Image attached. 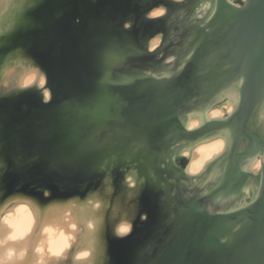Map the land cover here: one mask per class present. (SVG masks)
<instances>
[{
    "label": "water",
    "instance_id": "water-1",
    "mask_svg": "<svg viewBox=\"0 0 264 264\" xmlns=\"http://www.w3.org/2000/svg\"><path fill=\"white\" fill-rule=\"evenodd\" d=\"M125 4L42 0L34 8L50 35L26 53L46 73L51 98L37 86L12 96L2 190L43 204L100 190L93 264H140L132 236L150 215L142 190L154 168H189L195 146L223 137L224 150L201 172L170 175L198 198L168 223L173 234L153 264H264V0H198L185 58L164 62L159 75L140 68L147 49ZM229 101L232 112L208 115ZM141 209L143 221L134 220Z\"/></svg>",
    "mask_w": 264,
    "mask_h": 264
},
{
    "label": "bare ground",
    "instance_id": "bare-ground-1",
    "mask_svg": "<svg viewBox=\"0 0 264 264\" xmlns=\"http://www.w3.org/2000/svg\"><path fill=\"white\" fill-rule=\"evenodd\" d=\"M41 1L20 0V3H15L13 0H0V36L5 32L7 34L11 32L5 38L7 42L0 45V61L4 55L9 53L11 56L18 48L25 50L30 48L29 46L34 48L40 40L50 35L47 22L38 17V9L34 10ZM163 12V8L152 11L154 16ZM25 17L27 20L21 22L20 19L23 20ZM18 21L21 23L18 24ZM35 35L36 37H34ZM1 40L3 41V38ZM158 43L159 41L155 40L152 48L158 46ZM7 63L0 71L1 82L13 80L17 86H22L21 88L25 89L34 83H38L41 87L46 85V73H40L30 63L13 67L11 65V68L7 67ZM17 91H19L17 87L12 86L7 92L14 94ZM44 94L46 99L51 98L48 88L45 89ZM10 101L5 99L0 106V163H2L0 167H2V175L5 173V163L7 162L4 161L6 147L4 146L5 137L2 133V126L5 117L10 113ZM232 104L225 105L226 107L224 105L213 107L208 115L210 117L224 116L225 111L230 113L234 110V104ZM224 147L225 139L223 137H216L195 146L192 152H196L198 156L191 159L190 172L192 174L201 172L205 163L221 153ZM95 192L98 194H96L97 196L94 195ZM16 195L18 196L0 211V264H87L92 261L87 257L90 255L91 249L94 250L92 242L94 228H89L87 221L89 218L93 220L97 208L87 209L85 200L94 195L95 200L103 201V194L100 190L93 189L85 196L76 194L66 199L54 198L46 204L26 193H16ZM75 198H79L81 201L73 205L72 200ZM56 201L65 203L48 205L50 202ZM93 202L95 203V201ZM93 222L89 220L90 226L94 224ZM82 227H84V231H81ZM76 238H78L77 242ZM82 246L84 247L82 248ZM77 250L79 251L76 257L80 259L73 257ZM67 256L69 259L66 261Z\"/></svg>",
    "mask_w": 264,
    "mask_h": 264
},
{
    "label": "flooded vegetation",
    "instance_id": "flooded-vegetation-1",
    "mask_svg": "<svg viewBox=\"0 0 264 264\" xmlns=\"http://www.w3.org/2000/svg\"><path fill=\"white\" fill-rule=\"evenodd\" d=\"M124 2L127 3L125 8L129 6L128 10L134 14L133 18L136 20L132 30L135 31L137 43L147 49V54H142L139 59L143 63L140 67L143 72L159 75L165 72L163 63L168 58L178 62L185 58L193 31L198 24L193 19V8L196 7L198 0H124ZM158 8H163L165 12L154 16L152 11ZM154 18H163V20L152 22L151 19ZM157 33L162 34V39L158 46L151 48L149 38ZM150 52L152 54H149ZM150 67L154 70L153 72L146 69ZM182 171L192 173L187 168V162H180L174 166H157L153 170V177L148 178V187L142 190L144 204L147 206L146 210L149 209L150 215L146 219L147 223L134 225V229H137L132 236L142 244L144 255L140 264H153L158 255L156 246L160 244L163 237L169 238L173 234L168 223L173 219H181L180 213L198 198V195H195L196 192L188 193L189 188L185 186L182 189L177 181L170 177V175H181ZM160 190L163 196L161 200L159 199ZM245 192L248 194L249 188ZM235 199L236 197L231 198L232 201ZM206 206L212 212L209 202H206ZM139 211L134 220L143 221L141 218L143 211L142 209ZM176 211L179 213L176 214ZM162 223L165 225L161 226ZM145 244L147 247L144 250Z\"/></svg>",
    "mask_w": 264,
    "mask_h": 264
},
{
    "label": "rangeland",
    "instance_id": "rangeland-1",
    "mask_svg": "<svg viewBox=\"0 0 264 264\" xmlns=\"http://www.w3.org/2000/svg\"><path fill=\"white\" fill-rule=\"evenodd\" d=\"M15 3H20V0H13ZM164 12H165V10H164ZM21 20V22L23 21H26L27 20V18L25 17V18H23V20H22V18L20 19ZM20 21H18V24H20L21 23ZM127 25L128 26H130V22H128L127 23ZM14 27H16V25H14ZM13 29V28H12ZM11 29V30H12ZM11 32H9L8 34H7V32H5V33H3V34H1L2 36H0L1 38H0V45H3L5 42H7L6 41V36H8L9 34H10ZM3 38V41L1 40ZM161 39H162V37L161 36H154V37H152V38H150L149 39V43H151V48L153 47V43L155 42V40L156 41H159V43H160V41H161ZM159 43H158V45H159ZM30 48H33V46H29ZM172 59L173 58H168L167 59V61L166 62H169V61H172ZM1 63H0V71L2 70V68H3V66H4V64L5 63H7V67H10L11 65V67H13V66H15V65H24V64H26L27 62L28 63H30L31 65H33L32 67H34L35 69H37L38 71H40V73H44L43 71H41L40 70V67H39V63L37 62V61H35L34 59H32L31 57H29L28 55H27V53H26V50L25 49H22V48H18L17 50H15L14 52H13V54H11V56H10V54L9 53H7L6 55H4L3 56V58H1V61H0ZM10 67V68H11ZM12 83H16L15 81H13V80H5V81H3V82H1L0 81V106H1V103L2 102H4L5 101V99L6 100H11L12 99V96L13 95H16V94H18L19 93V91H17L16 93H14V94H8V92H9V89H11V87L12 86H16V87H18L17 86V84H12ZM4 84V85H3ZM47 84V83H46ZM9 86V87H8ZM41 87L40 85H38V83H34V84H32V85H30V86H28L27 87V89L28 88H32V87ZM22 87V86H21ZM41 88H43V87H41ZM45 89H47L46 87L45 88H43V91L45 92ZM8 91V92H7ZM7 92V93H6ZM23 91H21L19 94H21ZM6 93V94H5ZM8 96V97H7ZM9 96H10V98H9ZM229 104H232V102H226V103H223V105L225 106H227V105H229ZM233 105V104H232ZM225 106V107H226ZM209 114H210V112H209ZM4 161H7L6 159L4 160ZM191 161V160H190ZM1 164L2 163H0V166H1ZM5 166H6V169H7V162L5 163ZM6 169L4 170V172L6 171ZM1 176H2V167H0V180H1ZM247 190V189H246ZM97 193L95 192V194L94 195H96ZM94 195H91L87 200H85V206L87 207V209H92L93 207H95V208H99L100 206H101V204H102V200L100 199V200H95L94 199ZM98 195V194H97ZM96 195V196H97ZM18 195H16V194H12V195H8V194H6L3 190H2V188H1V184H0V211L12 200V199H14L15 197H17ZM79 201H81V199H79V198H75L74 200H72V204L73 205H76ZM93 201H95V203L93 202ZM70 202V201H69ZM63 203H65V202H61V201H56V202H50L48 205L49 206H54V205H57V204H63ZM47 206V205H46ZM83 208V207H82ZM89 220L90 221H92L93 222V220H92V218H89ZM89 220L87 221V226L89 227V228H94V224L92 225V226H90V224H89ZM94 223V222H93ZM81 231H84V227H82V229H81ZM78 241V238H76V242ZM84 246H82V248H83ZM82 248H80V249H82ZM79 249V250H80ZM79 250H77L75 253H74V255H73V257L75 258V259H80V258H78V257H76L77 256V252L79 251ZM93 252H94V250L93 249H91V253H90V255L87 257V258H90L91 259V255L93 254ZM87 258H81V259H87ZM69 259V256H67L66 257V261ZM65 261V262H66ZM87 264H93V262L92 261H89V262H87Z\"/></svg>",
    "mask_w": 264,
    "mask_h": 264
}]
</instances>
